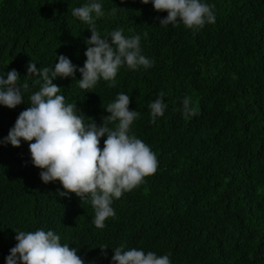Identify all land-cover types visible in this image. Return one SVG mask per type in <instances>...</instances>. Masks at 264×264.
<instances>
[{"label":"trees","instance_id":"1","mask_svg":"<svg viewBox=\"0 0 264 264\" xmlns=\"http://www.w3.org/2000/svg\"><path fill=\"white\" fill-rule=\"evenodd\" d=\"M88 2L0 0V75L15 69L20 83L29 84L24 103L0 105V140L39 90L38 76L25 77L30 60L42 69L64 55L83 66L91 31L72 9ZM99 2L105 13L94 17L100 35L117 29L126 38L139 34L142 54L154 66L121 67L116 87L101 79L82 90L79 72L77 79L53 83L86 125H101L104 108L118 93L128 94L129 110L140 113L130 134L150 146L158 169L114 199L115 217L98 229L89 200L59 197V181H41L27 142L0 144V264L15 246L13 230L38 229L54 231L85 264H111L121 246L168 255L171 264H264V0H202L214 6L216 20L197 33L182 24L159 26L156 18L167 13L151 2ZM160 92L167 107L152 123L149 104ZM186 96L196 114L184 118ZM100 245L108 246L106 258Z\"/></svg>","mask_w":264,"mask_h":264},{"label":"clouds","instance_id":"2","mask_svg":"<svg viewBox=\"0 0 264 264\" xmlns=\"http://www.w3.org/2000/svg\"><path fill=\"white\" fill-rule=\"evenodd\" d=\"M123 2V0H122ZM152 3L156 12H166L167 16L156 19L159 26L182 24L193 33L199 32L206 24H214V6L202 0H140L142 4ZM116 9L110 11L115 15ZM73 17L89 25L91 36L87 45L82 67L75 65L64 56L51 67L38 69L33 61L27 64L25 77L38 76L35 84L39 90L28 98L30 105L21 111L0 144L20 147L21 141L28 143L31 164L40 169L39 177L44 184L59 181L63 190L57 189L59 197L71 198L75 194L80 201L89 200L94 209L93 223L98 229L105 227L106 219L115 217L111 207L114 199H120L154 175L158 169V159L149 145L130 134L131 125L140 113L129 110L130 96L118 93L116 99L106 108L108 115L102 116L101 125L94 120L84 123V115L77 114V106L66 103L60 95L61 87L53 83L57 78L77 79L82 90L94 88L103 79L109 87H116V76L121 67L130 70H145L154 66V60L142 54L139 34L126 38L123 29L113 30L104 37L96 29L95 19L105 15L99 0H90L83 6L72 9ZM95 17V19H94ZM147 36V33H144ZM29 90L27 82L20 83V74L12 69L0 75V105L15 109L24 103L23 93ZM160 92L149 104L151 122L155 123L164 115L167 105ZM184 118L194 116L191 97L182 102ZM80 112V110H79ZM109 124H114L110 128ZM103 148L100 147L101 138ZM15 246L10 248L5 258L6 264H85L76 248L61 244L60 236L52 230H13ZM101 255L107 257V245L98 247ZM113 250V249H112ZM111 264H171L168 255L132 248L124 251L116 247Z\"/></svg>","mask_w":264,"mask_h":264}]
</instances>
